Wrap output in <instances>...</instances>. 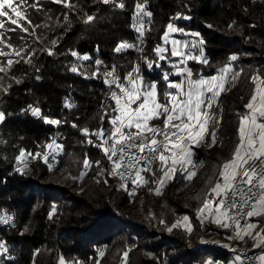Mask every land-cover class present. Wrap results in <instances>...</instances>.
<instances>
[{
  "label": "trees",
  "instance_id": "16d2710c",
  "mask_svg": "<svg viewBox=\"0 0 264 264\" xmlns=\"http://www.w3.org/2000/svg\"><path fill=\"white\" fill-rule=\"evenodd\" d=\"M117 2H123L125 7L121 9L101 0H67V7L62 2L41 0V11L27 10L33 24L41 27L33 35L9 33L14 45L36 51L30 64L13 63L3 81L11 87L7 93L0 91V111L6 114L0 123V212L11 211L15 221L13 227L0 226V241L9 249L0 257V264H60L61 257L65 264H202L228 256L227 252L204 245L205 241L222 239L228 230L214 223L212 217L201 222L197 209L218 178L220 165L230 158L238 142V114L245 112L244 105L254 90L253 73L264 75V0ZM137 2L145 4V10L152 13L144 38L132 28ZM13 4L16 12H9L16 18L25 9L18 0H13ZM177 13L191 19H174ZM86 14L94 16L88 24L84 23ZM65 15L68 21L64 20ZM4 19L7 22V17ZM169 22L184 29L185 34L173 36L189 43L193 39L204 41L192 53L200 55L202 47L208 63L188 60L184 65L192 70L194 78L214 76L225 66L239 75L232 81V71L228 73L226 90L213 107L224 106L215 146H193L192 159L198 168L192 179L187 180L184 171H178L156 195L150 189L159 185L153 182L151 172H146L149 183L139 186L135 199H131L118 177L107 172L98 174L102 169L110 170L111 164L96 146L100 141L93 136V143L89 144L81 129L103 127L107 134L111 127L110 115L105 116V111L111 113L109 105L114 107V101L109 99L110 90L104 83V72L111 65L121 79L139 66L146 82H159L161 99L166 90L163 73L168 72L172 81L181 79L172 67L173 63L180 64V58L171 56L170 41L162 39ZM193 32L200 36L193 38ZM22 35L24 40L20 39ZM54 39L56 45L51 43ZM121 42L135 47L117 53L114 49ZM157 46L167 49L163 61L158 60L154 51ZM48 50L53 54L48 55ZM72 51L90 59L72 56ZM233 55L237 56L235 61L230 60ZM145 58L155 62L152 68ZM97 59L102 63L94 76ZM5 60L0 57V62ZM73 66L77 67L76 72L71 71ZM252 66L255 72L251 71ZM103 100H108L104 107ZM29 105L38 107L42 116L61 123H44L41 117L31 114ZM53 141L62 149H51L55 159L48 155L53 164L49 171L43 156ZM20 148L33 153L28 157L25 174L15 171ZM36 153L41 155L33 158ZM85 158L90 165L87 169ZM96 161H100L99 166ZM152 168H158V161ZM81 172L85 173L82 178L73 179L80 177ZM53 205L56 211L50 219ZM184 216L189 218L191 233L186 231ZM177 221L180 226L169 231ZM251 222L264 221L253 217ZM239 245L252 249V240L246 238ZM124 252L128 253L126 258ZM8 255L14 259H8Z\"/></svg>",
  "mask_w": 264,
  "mask_h": 264
},
{
  "label": "snow or ice",
  "instance_id": "6c2138e0",
  "mask_svg": "<svg viewBox=\"0 0 264 264\" xmlns=\"http://www.w3.org/2000/svg\"><path fill=\"white\" fill-rule=\"evenodd\" d=\"M54 2H62L66 7L70 6L67 0H54ZM101 2L104 4L111 2L121 9L125 7L123 2H117V0H101ZM18 3L23 6L25 11L18 13L16 18H12L9 10L16 12V6L11 4L10 0H0V57L6 58L4 62H0V73H3L0 75V91L5 93L11 85L5 86L3 81L9 75L13 63L23 61L30 64L31 57L35 55L36 51L34 48L26 49L24 46L14 45L9 33L19 31L33 35L35 29L41 27L39 24H33L27 14L28 9L41 11V0H31V2L18 0ZM135 8L136 16L146 15L149 18L152 16L150 11H145L143 3L137 2ZM5 17H7V22ZM178 18L191 19L187 15L181 16L180 13H177L174 19ZM64 20L68 21L67 15L64 16ZM93 20V15L86 14L84 23L88 24ZM133 26L135 27V25ZM208 27H212V25H208ZM142 28H144V23L140 22V27L136 28V31L140 32L141 36H143ZM170 33L185 34L184 29L177 27L173 22L168 23L167 31L164 32L162 39L165 42L168 41ZM190 35L193 38L200 36L198 32H193ZM20 39L24 40L25 37L22 35ZM37 39L40 38L37 37ZM51 43L56 45L57 41L54 39ZM171 44V56L180 58V64L173 63L172 67L177 69L175 75L181 76L183 79L172 81L169 79L170 74L164 72L162 79L166 84V90L163 92V99L160 98L158 91L159 82H146L139 73V66L134 67L123 79L116 75L114 66L110 71L105 70L104 72V83L110 90L109 99L114 101V107L109 105L111 113L105 111V116L110 115L108 121L110 129L107 134L103 127L91 131L88 127L81 129L89 144L93 143V136L100 141L96 146L102 149L111 164L110 170L102 169L98 174L107 172L108 175L116 176L122 182L130 178L131 184L139 187L149 183L143 174L151 172L155 178L153 182L159 185L155 189H150L155 191L156 195L161 194L160 189L167 181L173 179L178 171L183 170L186 179H192L195 172L189 171L187 166L193 164V146L199 147L204 144H208L209 147L215 146L216 132L213 130L209 133V125L210 123L218 125L220 119H217L212 110L220 94L226 90L228 73L232 71L230 67L225 66L220 69L219 76L194 78L192 70L182 65H186L188 60H194L201 64L208 63L207 58L203 56L202 47L200 55L192 53V49L198 45L202 46L204 41L193 39L189 43L187 40L172 39ZM133 47L135 45L121 42L114 51L119 53ZM154 51L158 60L166 59L164 53L167 49L157 46ZM52 54L53 52L48 50V55ZM71 55L85 61L90 59L88 55L80 57L75 51H72ZM13 57L19 59L14 61ZM236 59L235 55L230 57L232 61ZM145 61L149 68H152L155 63L148 61L147 58ZM101 63L102 61L99 59L95 61L97 69L93 73L94 76L99 72ZM156 66L159 67V64L157 63ZM71 71L76 72L77 67L73 66ZM238 75L239 73L232 71V81H235ZM9 78L16 79L15 77ZM251 80L254 90L244 105L246 111L243 114H238V142L230 158L220 165L218 178L205 193L201 206L197 209V218L203 222L208 217H214L213 222L219 227L232 229L233 235L228 237L229 240L245 241L248 238L252 240L253 248H264V222L241 224L239 219L240 216H245L249 220L257 217L264 221V87L261 86L264 85V78L253 75ZM16 83H20V80L16 79ZM65 107H69V105L65 104ZM29 109L34 117H41L46 124L58 125L61 123L59 120L42 116L38 107L29 105ZM5 115L3 111H0V123L4 122ZM105 116L101 117L102 121ZM157 121H162V124L156 123ZM72 126L77 127L76 124ZM54 147L57 150L62 149V145L56 144L55 141L47 145L48 149ZM40 155V153H36L33 158ZM48 155L45 153L43 159L48 164L49 171H52L53 164L49 163ZM30 156H33V153L27 152L24 148L19 149V154L15 157L16 172L25 174ZM54 159L55 157H53ZM154 161H158L157 169L151 167ZM83 163L86 169L90 166L87 158ZM95 163L97 166L100 165V161ZM157 171L160 173L159 176H157ZM84 175L85 173L81 172L80 177L73 179L82 178ZM104 182L107 183V180ZM121 187H126V185L122 183ZM55 211L56 207L53 205L52 211L49 213L50 219ZM182 219L186 231L191 233L189 218L184 216ZM11 220L12 217L7 213L0 214V224H9ZM178 226H180V221L174 223L168 230L172 231ZM224 247H230V245L226 244ZM232 251L238 254L234 256L231 264H245L243 257L246 254L236 248ZM8 252L6 243L0 241V257ZM100 255H104L103 251L100 252ZM123 255L126 258L128 253L124 252ZM7 258L14 259L11 255H8ZM255 260L259 264H264V252L256 256ZM60 264H65L63 257L60 258ZM206 264H215V262L208 260Z\"/></svg>",
  "mask_w": 264,
  "mask_h": 264
},
{
  "label": "built area",
  "instance_id": "2783aa9c",
  "mask_svg": "<svg viewBox=\"0 0 264 264\" xmlns=\"http://www.w3.org/2000/svg\"><path fill=\"white\" fill-rule=\"evenodd\" d=\"M140 22L144 23V28L141 29V32H143V36H141L140 32H138V33H139V35L141 37L144 38L146 29L149 26V19H148V17L146 15L137 16L136 19L132 23V28L134 30H136V28L140 27ZM133 25H135V27ZM113 67H114V65H111L110 68H109V71ZM133 68L130 71H132ZM255 70L256 69L252 66L251 67V71L255 72ZM253 75H259L260 77L264 78V75H262V74H260L258 72L253 73ZM109 79H111V78H109ZM181 79H183V77H181ZM261 86L264 87V85H261ZM107 102H108V100H106V101L103 100L102 101V107H104L107 104ZM212 111L215 113L217 119H220V123L218 125H214V124L210 123V125H209V133L212 132L213 130H215L216 138H218L219 129H220V127L222 125V122H223L224 106L222 104H218L217 107L215 109L213 108ZM157 123H160V122H157ZM160 124H162V123H160ZM47 154H49V158L50 159H53V155L51 153V149L47 150ZM155 162L156 161H154L152 163L151 167L155 164ZM197 168H198L197 165L194 164V163L192 165H189V170L192 171V172L197 171ZM122 183H124L126 185V188H127L128 192L130 194V198L131 199H135L137 191H138V187L131 184V179L130 178L127 181H123ZM133 189H135V190L133 191ZM4 212H5V210L1 211L0 214H3ZM11 215H12L11 216L12 220L10 221V223L9 224H0V226H2V227H13L14 224H15V221H14L13 214H11ZM239 219H240L241 224H245V223L249 222V218H247L245 216H240ZM227 230H228L227 233L224 235V237L222 239L208 240V241L204 242V245H206L208 247H211V248H217L220 251L227 252L228 257H230L232 259L234 258L235 255L238 254L236 252H233L232 249H234V248L239 249L241 253L246 254L245 257H243L245 259V264H259V262L255 260V257L260 255L262 252H264V248H253L252 247V249H248L246 247L240 246L239 245V240H229L228 239V237L233 235V231H232L231 228H229ZM226 244L230 245V247H224V245H226ZM215 262L219 263V258H217L215 260Z\"/></svg>",
  "mask_w": 264,
  "mask_h": 264
},
{
  "label": "rangeland",
  "instance_id": "374dc122",
  "mask_svg": "<svg viewBox=\"0 0 264 264\" xmlns=\"http://www.w3.org/2000/svg\"><path fill=\"white\" fill-rule=\"evenodd\" d=\"M10 3L13 4V0H10ZM13 5H14V4H13ZM174 36H175V35H174ZM174 36H173V33H170V34H169V39H168V40L170 41V43H171V40H172V39L182 40V39H179L178 37H176V36L174 37ZM171 47H172V44H171ZM220 74H221V73L219 72V73H217L215 76H219ZM195 172H196V171H195ZM8 211H9V210H5L4 213H7L8 215L12 216V215H11L12 212H11V211L8 212ZM4 213H3V214H4ZM212 219L214 220V217H212ZM249 222H251V220H249ZM251 223H252V222H251Z\"/></svg>",
  "mask_w": 264,
  "mask_h": 264
},
{
  "label": "crops",
  "instance_id": "0c3cea01",
  "mask_svg": "<svg viewBox=\"0 0 264 264\" xmlns=\"http://www.w3.org/2000/svg\"><path fill=\"white\" fill-rule=\"evenodd\" d=\"M216 259H217V258H214V259H208V260H212V261L215 262ZM208 260H206V261H205L204 263H202V264H206V262H207ZM232 261H233L232 258H230V257H228V256H225V257L219 259V263L215 262V264H231Z\"/></svg>",
  "mask_w": 264,
  "mask_h": 264
}]
</instances>
